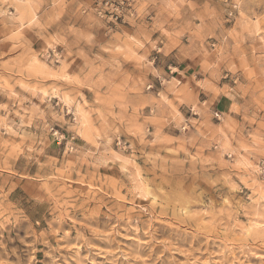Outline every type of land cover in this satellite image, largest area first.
<instances>
[{
	"label": "rangeland",
	"instance_id": "obj_1",
	"mask_svg": "<svg viewBox=\"0 0 264 264\" xmlns=\"http://www.w3.org/2000/svg\"><path fill=\"white\" fill-rule=\"evenodd\" d=\"M0 0V264H264V0Z\"/></svg>",
	"mask_w": 264,
	"mask_h": 264
},
{
	"label": "built area",
	"instance_id": "obj_2",
	"mask_svg": "<svg viewBox=\"0 0 264 264\" xmlns=\"http://www.w3.org/2000/svg\"><path fill=\"white\" fill-rule=\"evenodd\" d=\"M136 0H93V3L85 11H91L114 25L126 23L128 18L135 16L134 3ZM259 173L264 177V159L259 164Z\"/></svg>",
	"mask_w": 264,
	"mask_h": 264
}]
</instances>
